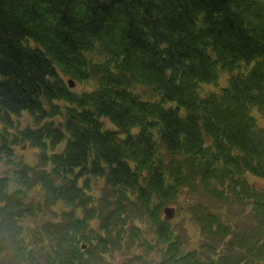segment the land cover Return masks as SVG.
<instances>
[{"label": "trees", "instance_id": "trees-1", "mask_svg": "<svg viewBox=\"0 0 264 264\" xmlns=\"http://www.w3.org/2000/svg\"><path fill=\"white\" fill-rule=\"evenodd\" d=\"M261 116L264 0H0V243L9 234L20 264H42L39 252L44 264H99L123 241L149 245L148 225L155 264H227L183 254L163 210L184 194L228 202V191L264 215L248 177L264 181ZM187 205L225 244L217 213ZM43 207L55 218L37 227ZM249 235L264 264V229Z\"/></svg>", "mask_w": 264, "mask_h": 264}, {"label": "rangeland", "instance_id": "rangeland-1", "mask_svg": "<svg viewBox=\"0 0 264 264\" xmlns=\"http://www.w3.org/2000/svg\"><path fill=\"white\" fill-rule=\"evenodd\" d=\"M67 80H70V78H65V84H67ZM73 88V90L79 94L84 91H94L96 86L92 81L88 83L76 82ZM23 121L29 122L28 119H23L22 122ZM259 124L261 126H264L263 116L259 117ZM25 156L31 161V163H38L33 153H27L25 154ZM2 170L3 169H1V171ZM248 177L251 183H255L258 187H262V189H264L263 180L255 177ZM99 185H102V182H99ZM101 191L102 189L98 188L95 193H100ZM31 195L34 194L31 193ZM228 196L232 199L226 202L215 197L211 198L209 194H205L203 196L200 195L199 197L195 194H184V196H182L181 200L179 201V204L171 206L175 209L174 216L170 220V229L172 230L171 232L175 236V239L180 243L182 252L185 255H187L185 251L193 252L194 250H200L201 252H203L202 256L204 258L208 255L207 252L210 251L211 253H213L215 251L218 252V256H220V258H217L219 259L217 262H219L222 258L223 262H227V264H245V262L249 264H256L257 260L255 255L249 254L246 251L247 245L245 246V244H247V242L245 238H253L249 235V233L256 234L260 227L261 230L264 229V215L261 214L262 212L256 213V211H254V208L251 205V201H241L245 196H243L240 200H237V197L234 194H230L227 191L224 198ZM196 200H198V202L205 206L207 209L214 210L217 213V219H219L218 222H220L222 226L229 229V237L228 239H226L227 241L225 244L223 243V241H220L213 235L208 234L209 226H207L206 230L202 231L201 226L196 221L197 213H195V211L197 209L190 208L187 205L189 204V202H194ZM200 208L202 209L201 212L206 213V208L205 210L203 209V207ZM42 213L45 215H40L41 217H37V227L43 226L45 224L44 222H47L48 219L55 218L54 211L47 207L42 208ZM0 215H2L1 210ZM91 225L93 226V228L96 226L94 222H92ZM137 225L140 226V223L138 222ZM28 226L33 231H36L35 228L37 227H35L34 219H30L28 221ZM215 227L216 224L213 222V227H211V229L213 230V228L215 229ZM140 228L142 229V235L146 237L147 244L149 245L145 244L146 241L141 242L136 239L134 240L132 245L129 242L123 241L122 244L126 248L124 249V252L113 253V248H111L110 252L107 255L103 256V258H101V264H155L157 260H155L154 258H158V255H161V253H159L156 248L159 247L162 250V247L160 246L161 243L159 244L156 241L158 240L156 236L151 235V229L148 228V225L142 226ZM42 229L44 232L48 231V228L45 226ZM125 230L129 231L128 228H125ZM6 231H9L7 227ZM7 236L0 243V264H20V258L14 257V253H12V255L9 254L12 249L14 250V245L12 247L11 244H8ZM88 236L91 237L89 233ZM153 238L157 243H153ZM260 243H264V237H261ZM35 245L36 243L31 244L29 242L28 249L36 250L38 246ZM209 246L211 247L209 248ZM83 248L85 247H82V249ZM117 249L119 248L117 247ZM39 253L40 255H38V253H35V258H38V260H41L42 264H44L43 256L41 252ZM124 253L129 255L126 256ZM232 254L236 257L238 255L248 256L245 258L246 260L244 259V262L233 259ZM137 255L139 256V258H136ZM224 256H228L230 259H225ZM199 258L200 257L197 253H194V255H192L194 263L197 262ZM29 259H32V257H27L26 261L23 264H31L29 263ZM161 260L162 259H160L159 261Z\"/></svg>", "mask_w": 264, "mask_h": 264}, {"label": "bare ground", "instance_id": "bare-ground-1", "mask_svg": "<svg viewBox=\"0 0 264 264\" xmlns=\"http://www.w3.org/2000/svg\"><path fill=\"white\" fill-rule=\"evenodd\" d=\"M80 8V7H79ZM77 8V11H76V13H77V16L78 17H82V13H83V11H82V9L80 8ZM62 12H60L59 13V15L58 16H60V14H61ZM75 18H76V16H75ZM77 20V22H81V19H78V18H76ZM13 53H15V54H18L20 57H25L26 59H27V61H29V62H31V63H35L34 62V60L28 55V53L26 52V51H22L21 49H20V47H19V45L17 44L16 45V47L15 48H13ZM80 173H77L76 175H75V177L77 176V175H79ZM74 177V178H75Z\"/></svg>", "mask_w": 264, "mask_h": 264}, {"label": "water", "instance_id": "water-1", "mask_svg": "<svg viewBox=\"0 0 264 264\" xmlns=\"http://www.w3.org/2000/svg\"><path fill=\"white\" fill-rule=\"evenodd\" d=\"M70 84V87H72L73 85H72V83H69ZM174 209H171V208H165L164 210H163V212H164V218H165V220L168 222V221H170L172 218H173V216H174Z\"/></svg>", "mask_w": 264, "mask_h": 264}]
</instances>
